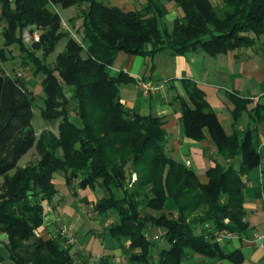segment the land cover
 <instances>
[{
    "label": "trees",
    "instance_id": "1",
    "mask_svg": "<svg viewBox=\"0 0 264 264\" xmlns=\"http://www.w3.org/2000/svg\"><path fill=\"white\" fill-rule=\"evenodd\" d=\"M169 2L179 10L171 27L166 19ZM50 4L78 9L69 18L65 49L55 65L37 55H32L33 63L21 65L32 76L42 74L41 112L45 119L59 120V134L46 130L37 136L33 79L21 71L0 73V175L5 176L0 231L7 233L2 241L11 264H74L67 234L36 233L45 224L44 202H52L59 191L58 171L66 183L103 192L93 209L99 216L116 210L118 219L107 228L117 239L128 237L137 249L127 254L131 264H183L194 252L242 264L241 249L227 252L213 229L241 233L248 228L244 189L261 159L253 129L228 133L203 87L182 79L187 95L177 99L185 135L204 140L209 133L216 147L207 169L209 181L203 183L167 151L164 117L141 114L122 101L121 87L136 78L126 71L113 74L110 67L120 51L151 57L150 69L155 56L167 49L210 56L251 49L264 55V0H145L142 7L129 10L104 0H1L6 47L17 43L24 48L19 31L27 23L46 26L53 21L60 26V10L52 11ZM46 34L49 47L62 36ZM2 52L7 54L5 48ZM229 97L237 118L248 109L249 99L235 93ZM254 112L258 121L264 120V105L257 104ZM32 147L40 159L19 166ZM150 225L169 243L157 254Z\"/></svg>",
    "mask_w": 264,
    "mask_h": 264
},
{
    "label": "crops",
    "instance_id": "2",
    "mask_svg": "<svg viewBox=\"0 0 264 264\" xmlns=\"http://www.w3.org/2000/svg\"><path fill=\"white\" fill-rule=\"evenodd\" d=\"M118 5L124 10L135 7L136 0H104ZM145 0H139V8ZM172 21L178 16L179 10L173 3H168ZM167 16V15H166ZM152 59L140 54H128L120 51L114 64L110 67L113 74L126 71L130 75H149L150 79L164 81L165 86L158 91L144 94L136 82L121 87L122 101L141 114H157L165 119L168 132L166 149L176 160L193 169L201 182L209 181L207 169L213 164L211 154L216 152L211 135L204 140L187 137L181 120L178 95L186 96L182 79L191 78L197 81L207 93V97L228 133L235 129H253L261 154L259 165L248 175L244 189L246 209L245 220L248 228L241 233H233L219 240L228 252L241 249L245 260L242 264H264V120L258 121L254 108L257 104L264 105V55L253 50L242 53H225L210 56L202 51H188L174 54L170 49L161 51L153 59V68H149ZM112 72V71H111ZM235 93L249 99L248 109L235 118V102L229 97ZM190 163H187V161ZM232 162V160H228ZM61 189L52 202L45 204V224L41 231L47 234L64 232L73 234L78 241L72 244L74 264H84L88 256L99 254L100 259L108 264H116L121 256L136 251L130 246L128 237L115 238L107 228L118 219L116 210L110 209L107 215L99 216L94 211V203L103 192L98 188H80L77 183L69 182ZM66 187V188H65ZM95 193L93 195L91 191ZM102 194V195H101ZM101 195V196H100ZM72 199V200H69ZM85 219L86 223H85ZM85 228V229H84ZM0 264H11L3 239L7 233L0 231ZM81 235V239L79 238ZM156 242V254L166 247L165 239ZM6 256L9 258L6 263ZM102 261H99L101 264ZM183 264H237L228 258L208 257L200 253H189Z\"/></svg>",
    "mask_w": 264,
    "mask_h": 264
},
{
    "label": "rangeland",
    "instance_id": "3",
    "mask_svg": "<svg viewBox=\"0 0 264 264\" xmlns=\"http://www.w3.org/2000/svg\"><path fill=\"white\" fill-rule=\"evenodd\" d=\"M138 1L139 0H136V5H135V7H132V9L139 8ZM48 8L51 9L52 11H55V12L60 10V13L62 16V24L58 27H54L53 21L49 22L48 25H46V26L44 24H42V25L39 24L37 21L31 22L29 24L28 23L25 24V26L23 28H21V30L19 31L20 37L23 40L24 48H22V49H20L19 44H17V43H12L9 46V48L6 47L3 31L5 30L7 23L5 20L0 18V73L5 71V72H8L10 74H17L21 71L23 75L25 73L27 75V77H30L31 79H33L34 85H32V89L35 91V97H36L35 106H34L35 116L33 119V124L35 126L37 136L41 135V133L43 131H46V130L47 131H53L56 134H59V129H58L59 120L50 121V120L45 119L43 117L42 112H41V106L43 104V98H44L45 93H44L43 88L40 84V81H41L43 76H42V74L38 75V76H32V74L30 72H25L26 70L21 65V62L22 61H28L29 63H33L32 55H37L38 57L42 58L44 61H46L52 65H55L57 62L58 55L65 49V46L67 43V36H66L67 31L66 30H68V28H66V26H64L63 21H65L67 23V25H69L71 27V23L69 21V18H70V16L76 14L78 11V9L76 7H68V8L57 7L56 8L52 4H50L48 6ZM0 13H1V0H0ZM166 19L168 21V26L171 27L172 26L171 25L172 24V17H171L170 13L167 14ZM77 25H79V21L77 22ZM36 28L39 29V33H40L39 39H34V38L30 37V34H31L30 32ZM54 31H55V35H57V36L62 35V36H60L61 39L55 43L54 47H49L51 41L49 40V37H48L49 34H46V33L50 32V34H51ZM4 48L6 49V52H7L6 55L3 54V52H2V50ZM243 50L249 51L251 49H243ZM111 71L113 73V70H111ZM39 159H40V153L37 151V149L35 147H32L20 159L18 165L25 167L26 165L36 163ZM14 172L15 171L13 170L10 174L12 175ZM133 173H135V172H133ZM133 175H132V181H135L137 178L135 180H133ZM61 180L64 181V173L62 171H58L55 173V182L57 183V185L61 189H63L65 184L62 183ZM4 182H5V176L0 175V187H2ZM93 192L91 191V193L93 195H95V193H93ZM69 200H72V199H69ZM154 213L158 214L157 211H154ZM45 215H46V212H45ZM83 220H85V219H83ZM85 223H86V220H85ZM40 229L41 228H39L36 232L37 236L43 235L45 237H48V236L57 234V233H54V234L48 233L47 234L46 232L42 233L43 230L41 231ZM72 233H73V235H75L74 231H72ZM148 234L150 235V237H152L156 241L164 239L162 237V233H161L160 229H158L156 226L151 227V225H150L148 228ZM80 236L81 235H79V238H80V240H82ZM75 241H78L77 237H75ZM165 243H166L165 246L169 245L168 242H165ZM5 260H6L5 262L8 263L9 258L6 256Z\"/></svg>",
    "mask_w": 264,
    "mask_h": 264
},
{
    "label": "built area",
    "instance_id": "4",
    "mask_svg": "<svg viewBox=\"0 0 264 264\" xmlns=\"http://www.w3.org/2000/svg\"><path fill=\"white\" fill-rule=\"evenodd\" d=\"M64 26H66V28H68L70 30V26L67 25V23L65 21H63ZM30 37L34 38V39H39L40 37V33H39V29L36 28L33 31L30 32ZM136 85L142 89V91L144 92V94H149L151 92L154 91H158L161 90L164 86L165 83L167 82V79L164 81H157L154 79H145L142 75H136ZM187 163H190V161L188 160ZM133 180H135L137 178V173H133ZM226 221L229 220V218L225 219ZM205 226L207 228H212V225L210 222H206ZM215 237L220 240L224 237H229L232 233L226 229H213ZM75 242V237L73 234H68V239H67V243H74ZM100 261V255L99 254H93L88 256L87 261L84 264H99ZM116 264H131L127 258V256H121L120 259L117 261Z\"/></svg>",
    "mask_w": 264,
    "mask_h": 264
}]
</instances>
